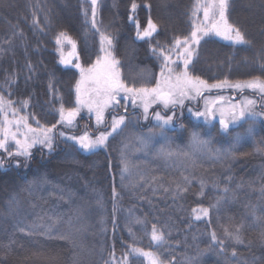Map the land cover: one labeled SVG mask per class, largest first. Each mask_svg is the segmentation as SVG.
<instances>
[{
	"label": "trees",
	"instance_id": "1",
	"mask_svg": "<svg viewBox=\"0 0 264 264\" xmlns=\"http://www.w3.org/2000/svg\"><path fill=\"white\" fill-rule=\"evenodd\" d=\"M194 6L195 0H99L97 25L114 37L115 55L127 80L145 70L158 74L159 60L151 49L170 47L174 36L188 35ZM149 18L158 31L140 40L135 22L143 30ZM229 20L241 27L250 44L234 45L218 37L202 41L196 74L209 82L264 78L258 59L264 49V0H230ZM90 22V0H0V93L6 98L10 93L17 104L28 100L22 111L34 126L35 119L41 125L57 124L61 99L65 107L72 106L79 72L59 63L55 40L60 32L73 37L80 62L89 66L99 52V35ZM188 106L192 104L183 113ZM132 112L128 115L134 127L110 138L106 150L84 152L60 138L51 153L36 149L27 163L0 152V264H106L113 247L119 259L133 244L146 251L159 247L164 264H264V241L251 215L253 208L264 212V121L256 123L253 137L243 136L235 159L198 156L193 164L184 156L167 161L143 152L136 156L133 136L148 132L153 124L143 125L141 111L135 110L139 120ZM177 114L175 126L167 131L173 147L182 152L190 149L191 131L211 138L212 149L223 151L247 128L242 123L230 128L229 135L220 131L218 121L209 125L191 113ZM82 122L92 127L90 119ZM61 128L67 129L57 124L56 129ZM121 152L129 165L123 180ZM185 177L188 191L177 194ZM218 199L219 209L213 207ZM198 207L210 208V216L195 220L192 209ZM242 222L245 243L234 245L226 230L234 231ZM34 224L51 225L52 238L20 231ZM153 225L164 233L160 246L151 240ZM213 231L223 241L224 252L210 250L201 256L210 244L215 247Z\"/></svg>",
	"mask_w": 264,
	"mask_h": 264
},
{
	"label": "snow or ice",
	"instance_id": "2",
	"mask_svg": "<svg viewBox=\"0 0 264 264\" xmlns=\"http://www.w3.org/2000/svg\"><path fill=\"white\" fill-rule=\"evenodd\" d=\"M91 4V28L99 35V52L95 62L89 66H84L79 62L77 52V42L65 32H60L55 43L60 48L59 63L65 67L71 66L79 72V79L74 85V100L71 107H65L61 99L57 109V124L68 128H74L76 121L81 118V113L87 114L88 118L95 121L97 134L93 136L87 130L81 135H66L63 131L56 132L57 124L51 126L41 125L39 119H35V126L30 122L29 116L23 113V109L29 106V101H13L9 96L0 93V152L6 153L8 157H22L25 163L32 158V149L37 146L47 149L51 153L54 149V141L58 136L64 138L65 142L71 141L75 146L84 152L96 153L99 150H106L109 139L122 136L129 126L134 127V121L128 115L129 108L133 109L132 116L137 120L135 109H141L144 121L149 120V113L155 106L163 110L152 111L153 125H149L147 134L136 135L138 150L146 156L151 155L155 159L170 160L173 157L184 156L190 159L193 164L198 156H206L213 160L235 159L238 146L244 135L254 136L256 123L264 119V110L257 111L258 101L256 99L244 98L238 103L232 102L224 95H217L215 98L206 97L205 93L213 90L231 89L238 93L251 90L260 94L259 105L264 108V78L253 77L246 80H230L228 78L218 79L214 82L202 78L197 73L199 63V49L202 41L206 42L212 37H219L234 45H249L250 40L241 27L229 20L230 0H195L192 9V25L188 35L180 37L174 36L171 46H158L151 49L154 57L159 60V72L153 74L151 71H142L140 80H127L124 77L121 61L115 55L114 37L106 34L97 25V14L99 0H90ZM138 5L134 2L131 11L135 14ZM151 7V5H147ZM87 15V13H85ZM135 22V21H134ZM136 23L137 38L144 40L151 38L157 31L158 25L149 18L147 26L140 29ZM71 46V51L65 55L62 50L64 44ZM76 63H73V60ZM261 61V70L264 72V49L258 53ZM15 82V77L10 83ZM10 86V84H9ZM204 97L203 110H195L189 107L187 110L197 120L203 119L205 123L211 125L219 116V129L224 134L230 133V128L239 127L242 123L247 125L246 132H237L234 136V143L226 150H213L212 139L204 138L199 131H191V145L189 151L182 152L179 148L173 147V141L168 135V129L175 126L178 120L177 110L180 115L185 110V102H195L198 98ZM234 99V98H233ZM120 110L123 114L117 115ZM108 119L107 127H103ZM184 128V124L179 125ZM159 138V143H157ZM12 145L15 151L12 150ZM126 147V146H125ZM121 180L124 174L129 171L128 161L121 152ZM17 167L20 161H16ZM4 167L3 160H0V169ZM190 183L188 177L184 178V185H178L177 194L187 192V185ZM201 192L203 195L204 183L201 182ZM225 193L228 189H224ZM114 197L117 195L113 193ZM15 201L12 205L15 206ZM221 200L218 199L213 207L219 209ZM195 220H201L210 216V208H193ZM253 224L259 229L260 239L264 241V212L257 213L253 208ZM242 222L235 227L234 231H227V238L234 245L245 243ZM21 232L29 236L44 235L52 238L51 225L34 224L27 228L21 227ZM151 240L158 246L164 242V233L159 231L156 225L151 228ZM213 245L201 251L200 255H205L208 251L224 252L223 241H218L216 233H211ZM40 255H45L40 253ZM232 255L236 252L233 250ZM134 257L135 259H129ZM55 260V257H47ZM140 258L146 260L147 264H164L161 259L159 247L155 251H146L134 244L129 245L127 252L117 259L113 247L110 253V260L106 264H141Z\"/></svg>",
	"mask_w": 264,
	"mask_h": 264
},
{
	"label": "rangeland",
	"instance_id": "3",
	"mask_svg": "<svg viewBox=\"0 0 264 264\" xmlns=\"http://www.w3.org/2000/svg\"><path fill=\"white\" fill-rule=\"evenodd\" d=\"M218 38H219V37H218ZM72 39L75 40L73 37H72ZM220 39H221V38H220ZM221 40L226 41V42H229V41L224 40V39H221ZM75 41H76V40H75ZM62 50H63V52L65 53V55H67V53H69V52L71 51V46L65 43V44L62 46ZM77 52H78V45H77ZM58 53H59V56H60V48H59V46H58ZM78 56H79V54H78ZM76 62H77V61L74 59V60H73V63H76ZM79 62H80V58H79ZM80 63H81V62H80ZM69 67H71V66H69ZM86 67H87V66H86ZM136 71H137V69H136ZM124 77H125V76H124ZM128 77H129V79L139 81V80H140V73H139V74L132 73V74L128 75ZM125 79H126V78H125ZM217 95H224V96L228 97L230 100H232V102H234V103H238V102H240V101H241L242 99H244V98L256 99V100L258 101L257 111H262V110H264V108H262V107L259 105L260 94H259V93H253L251 90H245L243 93H238V92H236V91H234V90H231V89H223V90H213V91L210 92V93H205V96H206V97H211V98H215ZM233 98H234V99H233ZM204 99H205L204 97H201V98H198V100L195 101V102H188V101H186V102H185V106H186V105H190V104H192V107H191V108L193 109V111H195V110H197V109H199V110H203V108H204ZM158 107H159V106H155L152 110H150V113H149V120H148V121H144V120L142 119L143 125L148 126L149 124H154V123H155L154 120L152 119V111H161V113L164 114L163 110H162V109H159ZM188 107H189V106H188ZM132 110H133V109L129 108V112L132 111ZM135 110L142 111L141 109H135ZM129 112H128V113H129ZM119 114H123V110H120V112L117 113V115H119ZM183 114H190V112L188 111V112L183 113ZM131 119L133 120L132 117H131ZM82 120H84V123H85V124H87V123H86V120H87V121L89 120L87 114L84 113V112L81 113V118H78V119H77V121H76V126H75L74 128H68V127H67V129H66V128L56 129V132L59 133L60 131H63L66 135H77V136H78V135L83 134V133L87 130V131L90 132L93 136H95V135L97 134V129H96V127H95V121L90 119L91 124H92V127L90 128V125L87 126V127H86V126H85V127H84V126H81V125H84L83 122H82ZM218 120H219V116H218V114H217V120H216V121H218ZM259 121H264V119H261V120H259ZM81 122H82V123H81ZM175 122H176V121H175ZM107 125H108V119L106 118V122H105V125H104L103 127L106 128ZM33 126H34V125H33ZM256 130H258V126H255L254 131L256 132ZM93 132H95V134H94ZM140 134H147V132H141ZM133 137H134V140L136 141V144H135V145H138V144H137V140H136V135L133 136ZM244 137H245V136H244ZM244 137H243V138H244ZM60 138H62V137H60V136L57 135V137H56V139H55V141H54V146H55L56 144H60V143H61ZM62 139H63V138H62ZM157 139H159V138H157ZM36 149H42V148L39 147V146H37L36 148H33V149H32V153H33V154H34V152L36 151ZM45 150H47V149H45ZM132 150H133V152H134V154H135L136 156H138V155L140 154V152H141V151H139L138 149L134 150V149L132 148ZM30 185L33 186V187H30V188H32V189L35 188V187H34V183H31ZM17 207H19V204H17ZM9 226H10V225H9Z\"/></svg>",
	"mask_w": 264,
	"mask_h": 264
}]
</instances>
